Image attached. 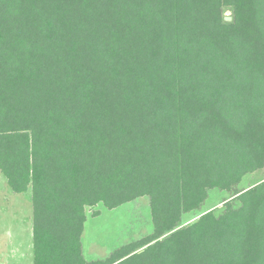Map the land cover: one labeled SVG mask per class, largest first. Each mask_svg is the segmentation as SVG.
Here are the masks:
<instances>
[{"label": "trees", "instance_id": "obj_1", "mask_svg": "<svg viewBox=\"0 0 264 264\" xmlns=\"http://www.w3.org/2000/svg\"><path fill=\"white\" fill-rule=\"evenodd\" d=\"M231 10V20L225 10ZM264 0H0V170L34 264H264ZM213 188L238 205L200 209ZM147 236L87 259V209Z\"/></svg>", "mask_w": 264, "mask_h": 264}, {"label": "rangeland", "instance_id": "obj_2", "mask_svg": "<svg viewBox=\"0 0 264 264\" xmlns=\"http://www.w3.org/2000/svg\"><path fill=\"white\" fill-rule=\"evenodd\" d=\"M231 13L230 9L225 10L227 16ZM262 179L264 169L256 170L244 176L237 188L252 187ZM235 197L232 190L211 189L199 210L184 215L183 225L196 220L203 211L214 209L219 213L228 200L238 205ZM32 226V189L14 192L0 170V264H34ZM152 228L150 199L147 196L113 209L102 203L91 206L87 209L82 237L85 257L89 260L106 258L120 246L147 236Z\"/></svg>", "mask_w": 264, "mask_h": 264}, {"label": "crops", "instance_id": "obj_3", "mask_svg": "<svg viewBox=\"0 0 264 264\" xmlns=\"http://www.w3.org/2000/svg\"><path fill=\"white\" fill-rule=\"evenodd\" d=\"M32 231H33V226H32ZM32 247L34 248V239H33V245ZM27 248H29V245L27 246ZM25 253V252H24ZM23 254V253H22Z\"/></svg>", "mask_w": 264, "mask_h": 264}, {"label": "water", "instance_id": "obj_4", "mask_svg": "<svg viewBox=\"0 0 264 264\" xmlns=\"http://www.w3.org/2000/svg\"><path fill=\"white\" fill-rule=\"evenodd\" d=\"M226 19L227 20H231L232 19V16H226Z\"/></svg>", "mask_w": 264, "mask_h": 264}]
</instances>
